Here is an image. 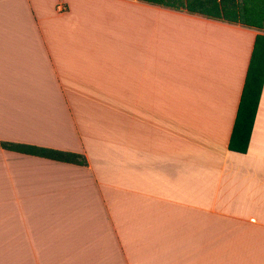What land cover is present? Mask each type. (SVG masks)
Here are the masks:
<instances>
[{"label": "crops", "instance_id": "0c3cea01", "mask_svg": "<svg viewBox=\"0 0 264 264\" xmlns=\"http://www.w3.org/2000/svg\"><path fill=\"white\" fill-rule=\"evenodd\" d=\"M258 34L143 0H0V264H264ZM245 109V108H244Z\"/></svg>", "mask_w": 264, "mask_h": 264}, {"label": "trees", "instance_id": "16d2710c", "mask_svg": "<svg viewBox=\"0 0 264 264\" xmlns=\"http://www.w3.org/2000/svg\"><path fill=\"white\" fill-rule=\"evenodd\" d=\"M176 9H185L213 18L240 23L264 32V0H143ZM264 80V34H258L243 95V110L256 107ZM245 108V109H244ZM0 147L55 160L86 165V158L75 152L60 151L30 144L0 141Z\"/></svg>", "mask_w": 264, "mask_h": 264}]
</instances>
